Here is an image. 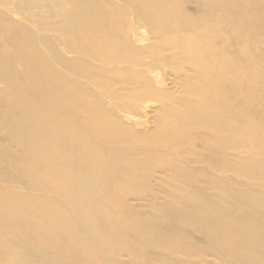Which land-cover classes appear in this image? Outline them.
<instances>
[{
    "label": "bare ground",
    "instance_id": "1",
    "mask_svg": "<svg viewBox=\"0 0 264 264\" xmlns=\"http://www.w3.org/2000/svg\"><path fill=\"white\" fill-rule=\"evenodd\" d=\"M125 1L138 5L143 19L155 29L161 48H172L176 55L189 62L191 65L189 70L194 79V83L188 85L192 88L188 91V102L192 100L190 102L193 103L195 111H190L191 113L181 111L182 115L177 122H171L168 119L159 120L150 135L145 134L148 133L147 124L151 123L145 120L146 114L151 109L149 104L134 101L118 103L116 99L118 91L114 86L117 83L127 82L123 77L126 71L121 70L123 62L114 61L112 49L114 46L122 48L123 46L119 36L115 34L117 26L112 15L113 19L109 21V18L106 28L91 24L90 16H87V7L91 4H88L84 6L83 24L71 20L67 25L66 32L70 33L71 39L77 42H68L67 47L82 57L86 56L96 65L93 73L87 67L83 69L82 81L77 78L82 82L80 87L73 84L72 79H70L72 83H66L59 78L60 74H53V71H51V79L42 71L23 70L19 73L11 66L15 70L12 71L7 62L2 59L5 54L0 53V65L4 68L0 81L3 78L6 83V87L2 90L4 95L0 96V103L5 105L9 101L6 115L10 118L14 117V121L11 120L12 123H6L4 114H0V137L11 134L15 137V144L27 149L31 179L45 180L47 190L39 186L37 192L41 193L44 190L45 193L57 195L55 198L57 202L44 203L41 200L37 202L44 204L43 209L38 212L41 219L45 221V226L49 225V229L41 230L40 226L37 227L34 224L36 221L32 217L33 210L30 206L11 202L12 195L0 193V224H5L1 215L9 214L13 218V225L26 223L30 226L20 234L21 238L24 239L26 232L33 229L37 242L53 241L65 248L63 257L73 255L75 259L85 260L88 263L97 260L92 256L91 250H88V254L84 252L95 237L101 240L111 238L121 240L126 236L123 229L110 224L97 227L95 221L89 217L83 218L82 210L83 204H92V201L86 203L85 200L88 197L86 191H92L94 197L100 200L99 223H104L106 207L114 205L121 191L126 188L133 190V185L140 180V167L137 162L129 161L124 167L119 165L122 159L119 156L124 154L126 146L137 143L143 149L154 148L167 152L177 149L182 141L188 142V150H192L198 144L204 148H211L204 151V156L217 154L221 160L219 164L208 162L207 165L211 168L218 167L217 170L222 172L227 169H222L221 164L223 167L229 165L225 161L227 151H241L244 139L246 148L254 143L255 147H249V149L258 148L264 152V129L258 133L259 130L254 124L256 130L251 127V122L254 123L261 113L259 114L258 108L253 109L249 103L250 96H256L254 101L257 104H260L262 100V95L258 94L262 89L261 82L260 89L252 95L250 88L251 82L258 80L253 77L252 72L264 71L262 67H257L253 51L251 52L255 47L251 42L255 33L254 26L260 21L263 12L254 13L252 16L250 14L254 10L252 4L243 2L244 0H194L202 10L209 13V19L210 14L212 15L210 20L200 24L177 15L173 11L177 8L174 0ZM225 13H230L234 22L227 19ZM165 26L167 29L164 28ZM98 27L102 28L100 32L95 31ZM227 32L236 36V42L228 43ZM96 33L98 37H104L101 44H97L99 40L89 36ZM226 47L231 54L226 51ZM143 53L145 50L142 49L133 51L128 63L133 64L135 68L142 66L136 62ZM65 64L66 62L62 65L65 66ZM55 65L58 66L52 61V66ZM239 65L244 66L240 71H236ZM245 66L248 67L249 72ZM67 68L68 72L64 73L66 77L71 78L72 75L82 74V71L73 65ZM78 71L81 72L77 73ZM258 78L261 81V74ZM49 79L51 86L47 88L45 81L49 82ZM112 79H114V85L111 83ZM103 84H107L109 91L100 89ZM84 85L96 91V99L101 103L94 100L86 102L85 97L81 95ZM44 92L46 95L43 94ZM241 100H243L242 104H240ZM262 103L264 105V101ZM104 104L111 105L114 110L105 107ZM262 112L264 116V106ZM249 129L253 132L249 133ZM133 130L140 131V136L133 134ZM254 132L256 134H252ZM195 134L202 137L203 140L200 143L193 139ZM24 136H28L30 140L25 142ZM250 140L253 141L249 143ZM13 159L15 163L20 160L15 156ZM256 168L257 174L264 173V162ZM252 173L255 172L252 171ZM168 174L171 177L170 180H184L188 185V194L179 195L175 203V206H178L177 209L162 211L161 216L151 223L152 226L170 225L172 236L181 241L189 235L178 228L172 231L175 228L170 219L181 222L187 218L189 221L185 224L200 234L201 241L205 245V254L217 260L216 263L228 264L226 262L231 259L239 264H264V211L260 200L248 203L246 198L241 200L239 195L238 203L235 205L230 204L228 200L225 201L222 196L224 203L223 201L212 203L205 197H201V193L194 188L199 180L218 188L215 182L207 179L209 176L204 177L206 174L191 171L189 176L183 171L174 169L173 175ZM226 189L227 187H219V190ZM231 197L236 199L235 196L231 195ZM188 200H192L193 203ZM66 202L76 205L73 210L81 216L80 222L73 220L69 211L60 208V204ZM102 202L106 205H102ZM223 205L226 208L223 209ZM43 214L47 215L46 219L43 218ZM244 214L246 220L250 221L249 225L242 222ZM232 216L234 218H231ZM123 217L120 216V218ZM120 222L127 225L123 219H120ZM232 227H236L237 231L233 232ZM156 228L159 231L146 234L145 241L137 232L133 230L131 233L128 232V236L132 238L130 245L134 246V241H138L139 250L147 248V253L165 255L170 251L169 245L172 241L161 242L153 239V237L165 235L160 232L166 231L164 228L157 226ZM113 239L103 241L110 243ZM239 242L243 243L244 249L241 250L238 247ZM8 254L1 258L12 260L10 264L18 263V257L14 255L18 256L21 253L14 250ZM180 254L187 255L186 250L181 251ZM157 258L162 260V256L157 255ZM198 260L199 264L213 262V260L208 261L202 258Z\"/></svg>",
    "mask_w": 264,
    "mask_h": 264
},
{
    "label": "rangeland",
    "instance_id": "2",
    "mask_svg": "<svg viewBox=\"0 0 264 264\" xmlns=\"http://www.w3.org/2000/svg\"><path fill=\"white\" fill-rule=\"evenodd\" d=\"M245 1L252 4L254 9L250 12L252 16H254V13L263 12L260 21L254 26L255 33L251 42L255 47L251 52L253 51L257 67H262L264 70V0H244L243 2ZM174 2L177 8L173 9V11L177 15L182 16L181 18L200 24L212 18L210 14L211 18L209 19V13L202 10L201 6L197 5L194 0H174ZM77 4L79 6H76ZM88 4H91L87 7V16H90L89 22L91 24L101 25L106 28L105 25L109 23V18V21H111L112 17L115 18L114 22L117 26L115 34L119 36V41L122 42L123 48L114 46L112 52L114 61L123 62L121 70L123 72L126 71L123 77L124 81L127 82L125 84L117 83L114 86L118 91L116 99L118 103L134 101L135 103L149 104V109H151L149 110L150 112L147 111L149 113L146 112L147 118L145 120L147 123H151L147 124L148 133L145 134L150 135L159 120L168 119V121L177 122V119L182 115L181 111H195L193 103L190 102L192 100L188 102V91L192 89L188 85L194 83L193 74L189 70L191 65L179 55H176L172 48H161L158 43V35L154 32L155 29L143 19L138 5L125 0H0V53L5 54L2 59L7 62L8 67L12 71L15 70L11 66L17 69L19 73L23 70H29L30 72L42 71L49 78L51 71H53V74H60L58 75L59 78L66 83L70 84L73 82V84L80 87L82 82L78 79L82 81L83 69L87 67L93 73V70H96V65L90 59H87L86 56L82 57L67 47L68 42H77L71 39V34L66 32V28L71 20L76 21L78 24H83L84 6ZM239 5L241 6V4ZM206 10L210 9L206 8ZM247 10L249 11V9ZM226 16L231 22L233 21L230 13H227ZM104 22L105 24L103 25ZM164 28L167 29L166 26ZM101 30V27L95 29L96 32ZM226 35L228 43L236 42V36L229 32ZM89 36L97 41L99 40L97 44H101L100 42L104 40L103 36L98 37V33L90 34ZM140 49L145 50V53L138 57L136 63L139 62L142 66L135 68L128 61H130V54ZM226 51L231 54L228 47H226ZM52 61L59 67L56 65L52 66ZM65 62V66L62 65ZM72 65L80 69L82 74L72 75L70 76L71 78L66 77L64 73L68 72L67 67L70 66L71 68ZM243 66L239 65L236 71H240ZM245 68L249 72L248 67L245 66ZM3 70V66L0 65V76L3 74ZM150 73L153 74L151 75ZM159 73L162 75L161 77ZM144 74H146V77ZM260 74L261 81L258 78ZM252 75L258 80L251 82V95L260 89L259 83L261 82L262 84V89L258 92V94L262 95L261 103H255L256 96H250L251 99L249 101L252 108H258V113H261L254 123L251 122V127L254 130L257 127L258 133H260L264 129L262 112L264 106L262 103L264 101V71L252 72ZM20 76L22 78L23 75L21 74ZM50 79L49 82L44 80L47 88L51 86ZM70 79H72V82ZM113 80H111V83L114 85ZM22 81H25L24 78H22ZM4 87H6V83L2 78L0 81V96L4 95V91H2ZM100 89L109 91L107 84H103ZM81 95L85 97L86 102L94 100L101 103L100 100L96 99V91L87 85L82 87ZM242 103L243 100L240 101V104ZM7 104L0 103V114H4V122L12 123L14 117L10 118L6 115ZM151 104L153 105L151 106ZM105 107L113 109L111 105H106ZM251 132L253 130L249 129V133ZM133 134L140 136V131L133 130ZM252 134H256V132ZM23 139L25 142L30 140L28 136H24ZM193 139H196L199 143L203 140L199 134H195ZM243 141L244 144H242L241 151H227L226 158H224L229 165L223 167L221 164L220 166L222 169H227L225 172L217 170L218 167L211 168L207 165L208 162L219 164L221 160L216 153L211 155L212 157L204 156V151L211 150V148H204L198 144L192 150H188V142L182 141L177 149L167 152L155 150L154 148L143 149L137 143L126 146L124 154L119 156L122 158L119 165L124 167L129 161H134L140 167L141 177L133 185V190L126 188L121 191V195L114 205L106 207V221L104 223H99L100 213L98 209L100 200L94 197L92 191H86L88 197L85 198L86 203L92 201V204H83L84 206H82L84 211L83 218L89 217L95 221L97 227L110 224V226L121 228L124 235H126L124 236L125 239L115 240L111 238L113 241L107 243L104 241H110L111 239H103V241L95 237L91 241L92 244H89V248L84 250V252L88 254V250H91L92 256L97 260L96 262L88 263L85 260L79 261L75 259L73 255L67 258L63 257L65 248L61 245L58 246L53 241L42 240L37 242L33 229L26 232L24 239L21 238L20 234L30 226L26 223L13 225L12 216L6 214L1 215L5 224H0V264H10L9 262L12 260L1 257L14 250L21 253L18 256L14 255L18 257V263L15 264H199L198 259L201 258L208 261L213 260V262L211 261L208 264H220L216 263L217 260L205 254V245L201 241L200 234H197L191 226L185 224L189 219L186 218L181 222L170 219V221H173L175 228L172 231H176V228H178L189 235L188 238L181 241L172 236L170 225L157 224L152 226L151 223L161 216L162 211L177 209L178 206H175L177 197L183 193L188 194V185L184 180L178 181L175 177L173 178L175 180H170L171 177L168 176V173L173 175V169L175 171H183L184 174H189V176L191 171L199 172L202 175L206 174L204 177L209 176L207 179L215 182L218 188L202 180L197 181L194 188L201 193V197H205L212 203L215 201L220 203L223 201V196L225 201L228 200L230 204L234 203L236 205L240 195L241 200L246 198L248 203L260 200L264 211V173L257 174L258 169L256 168V166L264 162V152L258 148L256 150L249 149V147H255L254 143H251L246 148L245 139ZM14 156L20 158L16 163L13 159ZM189 159H191L190 162ZM27 161V149L21 148L17 143L15 144L13 135L4 134L0 137V193L12 195L10 198L11 202L30 206L33 210L32 217L36 221L34 224L37 227L40 226L41 230H47L49 225L45 226V221L41 219L38 212L43 209L44 204L37 202L39 200L44 203L49 201L57 202L55 199L57 195L45 193L44 190L41 193L37 192L39 186L47 190L45 180L31 179ZM197 162L198 164H196ZM252 171L255 173H252ZM220 186L227 187V189L219 190ZM231 195L235 196L236 199L231 197ZM188 201L193 203L192 200ZM102 205L106 204L102 202ZM73 207H76V205L72 203L60 204V208L69 211L68 213L73 220L79 221L81 216L75 213ZM91 207L95 208L92 209ZM224 208L226 207L223 205ZM120 216L124 217L120 218ZM43 218L46 219L47 215L43 214ZM231 218H234V216ZM120 219L125 220L128 227L120 222ZM246 219L244 214L242 222L249 225L250 221ZM156 226L164 228L166 231H160L165 234L164 236L153 237V239L161 242L172 241L169 245L170 251L165 253V255L162 253H147V248L139 250L140 243L138 241H134V246L130 245L132 238L128 236V232L131 233L132 230L137 232L141 235V239L145 241L147 240L146 234L159 231ZM167 229L170 230L168 231ZM231 229L233 232L237 231L236 227ZM52 232L54 233V230ZM237 245L241 250L245 248L242 242L237 243ZM143 246L147 245L143 244ZM184 250H186L187 255L180 254ZM149 254H151L150 257L148 256ZM157 255L162 256L161 261L159 260L160 258L156 259ZM226 263L239 264L231 259H228Z\"/></svg>",
    "mask_w": 264,
    "mask_h": 264
}]
</instances>
